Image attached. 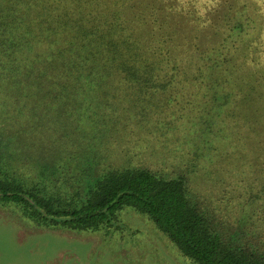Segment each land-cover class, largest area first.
Here are the masks:
<instances>
[{"label": "trees", "instance_id": "trees-1", "mask_svg": "<svg viewBox=\"0 0 264 264\" xmlns=\"http://www.w3.org/2000/svg\"><path fill=\"white\" fill-rule=\"evenodd\" d=\"M191 21L207 29L206 39L180 34L197 26ZM177 82L178 95L195 93L186 109L192 152L209 157L231 146L230 157L241 149L249 167L241 168L243 180L232 190L248 206L235 224L193 193L182 171L168 176L149 166H114L83 193L64 194L44 177L30 180L8 166L12 152L32 147L34 131L62 132L61 125H47L49 118L40 120L55 101L76 100L57 115L100 132L112 128L108 119L125 122L123 111L130 122L143 120L152 111L148 95ZM124 98L133 104L120 106ZM37 118L40 128L31 121ZM37 142L62 147L61 140ZM53 156L52 172L64 157H46ZM4 201L40 222L90 231L110 230L131 206L194 264H264V0H0Z\"/></svg>", "mask_w": 264, "mask_h": 264}, {"label": "rangeland", "instance_id": "rangeland-1", "mask_svg": "<svg viewBox=\"0 0 264 264\" xmlns=\"http://www.w3.org/2000/svg\"><path fill=\"white\" fill-rule=\"evenodd\" d=\"M196 25L184 26L180 34L206 39L207 29ZM148 96L152 111L143 120L137 122V116L135 122H130L133 118L128 115L130 112L123 111L122 118L127 123L108 119L107 126L112 128L97 131L99 133L92 125L75 124L72 117L57 115L62 106L63 110L66 106L76 107V100H69L66 104L61 100L63 98L57 99L61 101L53 102L52 108H45L48 111L37 103L41 112L47 113L46 116L40 113L44 116L40 118L42 123L49 118L47 125L51 123L54 128L61 125L62 132L57 135L55 130L51 134L38 133L45 128L34 131L32 147L12 152L8 166L30 180L38 177L43 180L44 177L51 190L64 194L75 189L83 193L89 181L101 170L114 166H149L168 176L182 171L189 179L192 192L220 212L228 224H235L236 219L247 214L248 207L239 203L242 197L235 200L232 193L243 180L241 168L248 167L239 155L241 149L233 152V158L230 157L231 146L227 152L219 149L209 157L193 153L195 148L186 144L190 121L186 109L190 110L195 93L178 95L177 82L166 91H153ZM118 103L120 106L131 105L133 101L127 103L124 98ZM97 110L101 112L100 108ZM37 120L31 121H34L35 128H40ZM17 136L23 139L22 133ZM38 138L40 141L61 140V150L54 146L57 143H47L46 146L38 143ZM58 153L64 157L52 172L55 156H46ZM110 226L114 227L108 231L72 229L40 222L23 213L13 201L0 202V264H194L179 253L176 244L147 214L131 206L122 208L118 222ZM225 227L235 229L236 226Z\"/></svg>", "mask_w": 264, "mask_h": 264}]
</instances>
